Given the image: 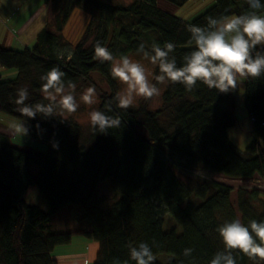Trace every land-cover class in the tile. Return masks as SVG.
<instances>
[{
    "label": "trees",
    "instance_id": "trees-1",
    "mask_svg": "<svg viewBox=\"0 0 264 264\" xmlns=\"http://www.w3.org/2000/svg\"><path fill=\"white\" fill-rule=\"evenodd\" d=\"M187 1L174 0L179 5ZM156 2L132 0L117 6L104 0H51L52 17L33 46L14 50L0 45V67L15 73L9 79L0 76V112L17 118L32 140L45 145L43 155L31 154L0 134V264H57L53 250L68 244L71 234L57 233L51 218L68 206L80 210L87 227L83 234L97 243L93 264H136L129 246L138 248L141 242L156 257L151 264H210L216 253H225L216 231L219 226L233 219L245 226L253 219L264 220L263 191L238 188L234 205L231 186L209 179H182L178 171L184 162L190 170L232 179L260 175L264 180V73L237 84L257 136L240 155L226 134L238 121L233 89L220 92L198 81L189 91L166 82L160 110L147 109L150 99H142L138 108L121 109L111 61L101 63L94 57L97 41L114 59L136 53L150 57L153 44L163 48L165 42H173L168 59H175L180 67L184 56L196 50L187 25L207 28L209 16L220 20L254 10L247 0H212L198 16L185 20L159 9ZM259 2L264 6V0ZM75 9L89 15L83 38L70 54H59L66 44L64 26ZM255 11L263 14L264 7ZM257 51L264 54V46H256L253 58ZM155 65L152 83L160 74ZM53 66L65 73L64 88L70 87L69 82L92 83L91 75L99 74L110 91L97 110L119 117L120 127L106 133L92 128L89 141L83 143L80 125L55 112L23 116L19 108L49 105L40 77ZM19 89L28 93L21 105L15 103ZM164 111L170 113L167 125L159 118ZM139 126L146 130L147 140L136 135ZM34 165L39 171L32 176L28 166ZM103 181L110 184L109 204L97 196ZM31 186L40 191L47 212L24 201ZM185 249L192 251L184 255ZM233 256L236 264H254L236 250Z\"/></svg>",
    "mask_w": 264,
    "mask_h": 264
},
{
    "label": "clouds",
    "instance_id": "clouds-1",
    "mask_svg": "<svg viewBox=\"0 0 264 264\" xmlns=\"http://www.w3.org/2000/svg\"><path fill=\"white\" fill-rule=\"evenodd\" d=\"M254 10L243 15L221 16L220 20L207 17L208 27L194 24L186 26L192 34L191 39L195 51L184 56L185 63L177 67L175 59H168L175 44L165 42L163 48L153 44L154 55L149 57L152 64H158L159 75L155 76L156 83L149 81L146 68L138 61L123 55L115 60L111 51L101 46L99 41L94 45V57L101 63L111 61V75L121 84L126 85L124 93H117L118 107L127 109L132 103V95L145 100L159 97L161 89L156 84H181L191 91L199 81L209 89L215 87L220 92L235 89L241 79H256L264 73V54L259 51L253 58V50L257 45H264V15L255 10L261 9L259 0H247ZM143 45H141V49ZM65 73L57 66H53L40 77L41 92L50 101H57L66 113H75L80 105L72 93L64 94L62 77ZM75 90L76 85L69 82ZM28 98L26 89L18 90L17 105H21ZM81 100L86 105L96 102V88L89 86L81 93ZM52 105L37 104L35 108L24 106L18 111L26 117L32 118L36 112L51 113ZM89 124L95 130L106 133L109 128L120 127V118L105 115L102 111L93 110L89 113ZM15 133L24 135L27 129L22 123L13 125ZM55 147V146H54ZM216 231L222 239L225 253H216L210 264H236L233 250L247 256L255 264L257 260L264 261V220L258 222L253 219L245 226L240 219H233L219 226ZM130 247L131 259L136 264H151L155 261L152 250L146 242L139 247ZM192 250L185 249L184 255Z\"/></svg>",
    "mask_w": 264,
    "mask_h": 264
},
{
    "label": "rangeland",
    "instance_id": "rangeland-1",
    "mask_svg": "<svg viewBox=\"0 0 264 264\" xmlns=\"http://www.w3.org/2000/svg\"><path fill=\"white\" fill-rule=\"evenodd\" d=\"M5 1V2H4ZM105 2L117 6H123L128 5L132 2V0H104ZM157 6L159 9L163 11H167L170 14L174 15L175 17H180L182 19H192L195 16H198L201 12L206 10L208 6L212 4V0H189L186 4L179 5L174 2V0H156ZM3 3L1 6V12L6 18L9 15L8 11H11V8L13 5L17 3L23 2V0H0V4ZM1 17V15H0ZM50 17L51 13H50ZM2 18V17H1ZM89 20V15L84 12L82 9H75L71 15L70 19L66 22L65 28L62 32L63 37H65V46L61 47L59 49V54H62L65 52L66 54H70L72 52L73 46L79 42L83 38V33L86 28V24ZM1 28H4L2 25H0ZM263 47L264 45H260ZM130 59L134 61L140 62L145 68L146 73L148 75L149 81L151 82L153 78V71L155 68V64H152L149 60V57L147 55L143 54H129L127 55ZM119 60V59H115ZM112 63V62H111ZM0 69H2L0 67ZM92 83L90 82H78L76 83V88L73 90L71 87H65L64 88V94L72 93L77 101V103L80 105V107L77 109L75 113H66L64 110L60 107L58 100L59 96L57 97V101H50L47 99L48 104L52 105V112H55L59 114L62 117H66L74 122H77L80 125V141L83 143H87L89 141V138L92 134V127L89 124V113L93 110H97L101 100L102 96L110 91L108 89V86L106 82H104L103 78L100 77L99 74L94 73L91 75ZM89 86H95L96 88V102L91 105H86L81 100V93L84 89H86ZM127 86L121 84L119 81H117L116 84V94L117 93H124L126 91ZM166 88L165 84H160L159 89H161V94L159 97H154L149 100V104L147 106L148 110L156 111L160 110L162 107V93ZM240 90L238 86L233 89V93L237 94V108H236V115L238 116V121L235 124L234 127H230L227 129V136L229 138V141L233 144V146L237 149L240 155L245 154V149L247 148V145H249L251 142L257 140V136L254 135L252 131V125L249 119V116L246 112V108L244 104L240 100ZM143 98L135 96V94L132 95V101L133 103L129 106L130 108H138V106L141 103V100ZM98 111V110H97ZM160 121L163 125H167L170 118L169 111H164L160 116ZM20 124V121L13 117L6 115L2 112H0V134L4 133L5 135L9 136L11 139V143H13L14 146L21 148V150H25L31 154H39L43 155V150L45 148V145L36 141L32 140L27 134L21 135L15 133L13 129V125ZM135 133L136 135L142 139L147 140V133L146 130H144L142 127H135ZM28 171L32 176H35V174L39 171V168L37 166H28ZM179 174L182 179L184 178H197L200 180H206L208 177H210L209 172H204L203 170H190L185 168L184 162L179 163ZM207 177V178H206ZM233 191L230 194V200L234 205H236V191L238 188L243 189H257L264 192L263 188H253L251 187L250 183L246 182H238V183H231ZM110 184H108L107 181H103L100 183L99 191L97 196L101 197L104 201V204H109L111 201L112 195L110 194L109 190ZM24 201L31 206H37L39 209H41L43 212H47V206L44 201V198H42V195L40 191L36 187H29L24 195H23ZM74 208H70L71 214L74 212ZM67 211L62 213L61 217H66ZM62 221V219H61ZM95 258V257H94ZM94 262H90V264H93Z\"/></svg>",
    "mask_w": 264,
    "mask_h": 264
},
{
    "label": "crops",
    "instance_id": "crops-1",
    "mask_svg": "<svg viewBox=\"0 0 264 264\" xmlns=\"http://www.w3.org/2000/svg\"><path fill=\"white\" fill-rule=\"evenodd\" d=\"M51 0H23L21 3L13 5L9 15L4 18L1 12L2 2L0 4V45L5 48L20 50L29 49L36 41V36L45 28L51 19ZM264 15V12L263 14ZM14 72L0 69V76L5 79L14 77ZM13 145V144H12ZM14 146V145H13ZM16 147V146H15ZM19 148V147H17ZM21 149V148H19ZM209 172V180L218 181L232 187L231 183L246 182L253 188H263L264 180L260 175H253L248 178H226L220 173ZM204 171V172H205ZM68 206L55 214L51 219L53 229L57 233L71 234L68 244L59 245L53 250V257L57 264H90L94 262L97 251V243L93 239H88L83 232L87 230L86 224L80 219V210L75 207L71 214ZM67 211L66 217H61L62 213ZM62 219V221H61Z\"/></svg>",
    "mask_w": 264,
    "mask_h": 264
},
{
    "label": "built area",
    "instance_id": "built-area-1",
    "mask_svg": "<svg viewBox=\"0 0 264 264\" xmlns=\"http://www.w3.org/2000/svg\"><path fill=\"white\" fill-rule=\"evenodd\" d=\"M264 126V122L261 123Z\"/></svg>",
    "mask_w": 264,
    "mask_h": 264
}]
</instances>
